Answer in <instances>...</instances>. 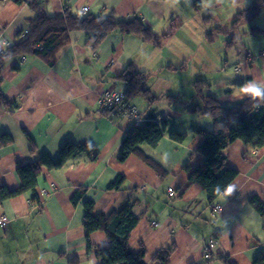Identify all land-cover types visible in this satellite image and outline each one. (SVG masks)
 I'll return each mask as SVG.
<instances>
[{"label":"crops","instance_id":"0c3cea01","mask_svg":"<svg viewBox=\"0 0 264 264\" xmlns=\"http://www.w3.org/2000/svg\"><path fill=\"white\" fill-rule=\"evenodd\" d=\"M33 1L0 0V53L28 31L36 17ZM191 1L48 0L53 15L83 13L87 7L85 13L114 9L120 18L141 16L157 41L116 30L93 49L86 33L72 31L54 65L38 55L7 61L1 86L15 106L0 107V139L12 138L0 144V187L18 188L19 164L35 162L44 153L57 158L67 141L92 143L99 155L92 160L84 152L59 169L43 167L37 182L44 205L40 211L32 191L0 196V217L9 218L0 225V264H104L96 250L110 240L99 230L87 236L86 200L93 201L94 213L107 214L128 199L136 201L142 217L130 245L135 252L144 245L145 264H162L156 253L173 245L168 264L200 262L213 240L211 264H253L264 252V215L248 202L258 196L264 203V146L252 150L241 140L228 146L227 165L237 176L212 204L200 183H189V175L203 158L197 151L203 136L196 128H212L213 118L186 109L194 100L203 101L193 98L195 83H208L204 92L227 107L252 94L242 89L264 91V9L255 18L237 20L254 0H196L195 6ZM131 63L148 75L147 86L158 98H128L140 109V120L115 110L107 113L99 105L104 90L126 94L119 75ZM152 114L168 120L167 132L157 146L142 143L140 148L165 169L164 177L136 154L119 159L127 131ZM173 128L186 132L185 140L172 139ZM119 174L124 184L110 189ZM79 187L85 191L75 202ZM171 187L176 194H170Z\"/></svg>","mask_w":264,"mask_h":264},{"label":"trees","instance_id":"16d2710c","mask_svg":"<svg viewBox=\"0 0 264 264\" xmlns=\"http://www.w3.org/2000/svg\"><path fill=\"white\" fill-rule=\"evenodd\" d=\"M25 0H15L23 3ZM36 11V17L30 21L28 31L5 52L0 53V107L13 109L15 103L6 95L1 86L3 80L2 71L7 61L18 55H38L49 65H54L61 50L70 41V32L82 31L87 34V44L93 49H97L101 41L111 32L121 30L127 33L139 35L142 38L157 41L155 32L145 24L141 16H134L131 19L120 18L114 9H105L104 14L95 13H71L53 15L48 11V0H35L30 3ZM264 9V0H254L250 6L239 13L242 17L255 18ZM126 82V98L143 96L150 102L158 98L154 96L147 86L148 75L138 70L131 63L119 75ZM196 93L202 102L191 103L186 109L192 112L209 114L213 118V126L210 129L197 127L196 132L203 136L197 151L203 154V158L198 166L190 170L189 183L198 182L205 189L208 200L214 203L221 195H226L227 186L237 176V170L227 165V148L236 140H241L246 147L252 150L264 146V91L260 96L253 93L239 104L227 107L222 105L211 93H205L204 88L208 83H195ZM107 113L113 109L102 110ZM168 120L157 118V114L147 116L130 128L121 145L119 159L125 160L130 154H136L149 164L160 177L166 175L165 169L153 158L148 156L140 148V144L148 143L157 146L166 134ZM169 136L176 141H183L187 133L176 128L169 130ZM11 136L5 135L0 139V144L11 142ZM88 153L92 160H96L99 155L97 147L88 142L67 141L60 149L57 158H53L47 153L42 154L39 160L26 164H19L18 174L21 185L16 189L0 187V196L9 198L26 191L33 192L32 202L37 205L38 211L42 210L43 203L37 192L38 176L43 167L49 169H59L67 162L77 158L82 153ZM189 168V167H188ZM125 181V176L119 174L110 183V189H119ZM85 189L79 187L74 193L73 200L78 201ZM248 202L256 210L264 215V203L258 196H251ZM136 201L128 199L119 208L110 213H94V203L91 200L85 202L84 226L87 236L93 231H104L107 233L110 245L96 250L104 264H145L144 257L146 249L144 245L139 252L132 250L130 245L131 234L142 215L138 214ZM88 249L92 250L91 243ZM174 251L172 247H163L155 258L162 264H168ZM212 250L206 254L200 262L190 264H211L213 262ZM71 261H75L72 258ZM253 264H264V252L261 253Z\"/></svg>","mask_w":264,"mask_h":264},{"label":"built area","instance_id":"2783aa9c","mask_svg":"<svg viewBox=\"0 0 264 264\" xmlns=\"http://www.w3.org/2000/svg\"><path fill=\"white\" fill-rule=\"evenodd\" d=\"M87 11V7L82 8V12L85 13ZM261 55L264 56V50L261 51ZM99 105L102 110L113 109L119 114L126 115L128 117H134L137 120H140V109L137 105L132 103L129 99L126 98L124 93L112 91V90H104L99 94ZM170 194H176L175 190L171 187ZM217 208L220 206L217 205ZM9 218L7 215H3L0 217V225L6 226ZM215 246V240L211 241L206 249V253H210V250Z\"/></svg>","mask_w":264,"mask_h":264},{"label":"rangeland","instance_id":"374dc122","mask_svg":"<svg viewBox=\"0 0 264 264\" xmlns=\"http://www.w3.org/2000/svg\"><path fill=\"white\" fill-rule=\"evenodd\" d=\"M206 1H207V0H205V2H206ZM223 1H224L225 3H228L229 0H223ZM191 2H192V4H191L192 6H195L196 3H197L196 0H192ZM194 23H195V22H194ZM243 23H244V22H243ZM195 25L198 26L196 23H195ZM214 26H215V25H214L213 22H212V23L210 24V27H209V31H210V32L213 31ZM245 27H246L245 24H242V28L244 29ZM211 29H212V30H211ZM194 30H195V33L197 32L198 34H199V32L201 31V29H198V28H197V29H194ZM199 35H200V34H199ZM223 52H224V53L227 52V49L224 48V47H223Z\"/></svg>","mask_w":264,"mask_h":264},{"label":"clouds","instance_id":"9594fccd","mask_svg":"<svg viewBox=\"0 0 264 264\" xmlns=\"http://www.w3.org/2000/svg\"><path fill=\"white\" fill-rule=\"evenodd\" d=\"M240 91H247V92H252L254 95L256 96H260L262 95L261 92H259L257 89H254V88H248V89H242ZM231 191V189H229V192Z\"/></svg>","mask_w":264,"mask_h":264}]
</instances>
